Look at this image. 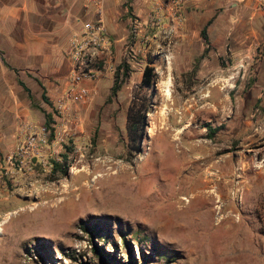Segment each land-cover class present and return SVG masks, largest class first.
<instances>
[{
    "label": "rangeland",
    "instance_id": "374dc122",
    "mask_svg": "<svg viewBox=\"0 0 264 264\" xmlns=\"http://www.w3.org/2000/svg\"><path fill=\"white\" fill-rule=\"evenodd\" d=\"M147 5L118 0L113 12L117 65L131 67L124 85L111 95L110 74L89 103H72L67 132L52 135L32 175L0 177V264H129L131 254L139 264H264V47L245 69L180 47L181 31L142 45L131 21ZM0 56L14 84L0 85L1 166L22 118L62 119ZM8 91L30 116L11 117Z\"/></svg>",
    "mask_w": 264,
    "mask_h": 264
},
{
    "label": "crops",
    "instance_id": "0c3cea01",
    "mask_svg": "<svg viewBox=\"0 0 264 264\" xmlns=\"http://www.w3.org/2000/svg\"><path fill=\"white\" fill-rule=\"evenodd\" d=\"M117 1L114 0L115 5H109L104 13V20L108 28L112 29L113 37L119 35L113 15ZM18 2L20 5L9 4V0H0V52L9 64L27 77L22 80L26 85H31L32 88L34 86L35 90L40 89L42 97L45 91L46 97L51 96L50 100L55 102L52 103L55 106L57 100L71 89L70 39L78 27L79 16L90 14L84 8L83 0ZM146 2L147 7L139 10L142 16L140 25L144 32L152 29L147 24L154 5L153 0ZM183 12L185 24L176 43L184 49L188 50L197 45L202 53L207 45L201 33L206 27L209 56L219 57L226 54L235 62L234 67H241L243 64L246 69L257 55L256 51H262L261 47H264V6L261 0H186ZM122 40H116V62L121 59ZM1 61L3 63L0 56V85H14L6 81V75L10 71L6 68L2 70ZM109 76L105 75L88 84L98 93L99 85ZM3 97L12 105L10 113L14 119L31 115V111L19 113V103L9 91ZM28 119L22 118L21 122ZM15 139L16 137L14 142Z\"/></svg>",
    "mask_w": 264,
    "mask_h": 264
},
{
    "label": "built area",
    "instance_id": "2783aa9c",
    "mask_svg": "<svg viewBox=\"0 0 264 264\" xmlns=\"http://www.w3.org/2000/svg\"><path fill=\"white\" fill-rule=\"evenodd\" d=\"M106 2L107 0H83L84 8L90 16L83 20L81 28L70 39L71 89L55 104L62 121L59 122V119L50 125L36 120L23 121L18 129L14 148L0 166V177L16 182L32 175L38 165H45L52 135L60 138L68 130L64 115L70 105L76 102L89 103L97 91L88 83L116 72V41L104 20ZM185 2L186 0H168L166 6L159 2L154 3L147 25L157 29V32L149 34L142 31L140 22L134 19L131 24L135 37L142 45L155 40L161 33L165 37H173L184 27ZM261 4L264 6V0H261ZM241 67H244L243 64Z\"/></svg>",
    "mask_w": 264,
    "mask_h": 264
},
{
    "label": "trees",
    "instance_id": "16d2710c",
    "mask_svg": "<svg viewBox=\"0 0 264 264\" xmlns=\"http://www.w3.org/2000/svg\"><path fill=\"white\" fill-rule=\"evenodd\" d=\"M201 35H202V38L204 40L205 45H207L204 49V52H203V56H204L209 50V47H208L209 36L207 34L206 27L203 29ZM130 69H131L130 63L127 61L123 62L122 64L117 65V70L115 72V79H114V83L112 86L111 95H114L116 93V91L118 90V88H120L122 85H124V83L126 81L125 78L127 77ZM154 70H155V68L153 66L147 65L145 67L144 73H143V79H142V82L144 85L151 86L154 84L155 76H156V73ZM19 84L22 85L29 92V94L31 96V91H30L29 87L22 80H19ZM43 98L47 101L45 91L43 93ZM46 115L48 117V121H50L53 117V113H47ZM213 133H215V129L212 130L211 134H213ZM137 149H138V147H137ZM55 164H56V167H58L60 165L57 162H55ZM129 264H139V262L137 261L136 257L133 254H131V256H130Z\"/></svg>",
    "mask_w": 264,
    "mask_h": 264
},
{
    "label": "bare ground",
    "instance_id": "6f19581e",
    "mask_svg": "<svg viewBox=\"0 0 264 264\" xmlns=\"http://www.w3.org/2000/svg\"><path fill=\"white\" fill-rule=\"evenodd\" d=\"M180 154V153H179ZM180 156V155H179ZM167 161V160H166ZM181 161V160H180ZM198 162H201V161H198ZM184 164V163H183ZM126 177H128V175L126 176ZM174 177V176H173ZM165 178V177H164ZM169 178V177H168ZM170 179V178H169ZM177 181V180H176ZM181 182V181H180ZM166 183V182H165ZM174 184V183H173ZM171 187V186H170ZM180 188V187H179ZM177 189V188H176ZM202 190V189H201ZM174 193V192H173ZM183 193V192H182ZM186 194V193H185ZM82 197V196H81ZM196 199H197V197H196ZM186 200H188V199H186ZM191 202V200H188V204ZM190 205V204H189ZM195 205H197V204H195ZM191 206V205H190Z\"/></svg>",
    "mask_w": 264,
    "mask_h": 264
}]
</instances>
